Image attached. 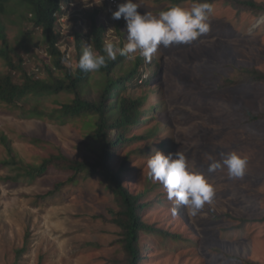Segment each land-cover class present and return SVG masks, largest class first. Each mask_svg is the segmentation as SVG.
Returning <instances> with one entry per match:
<instances>
[{"label": "rangeland", "instance_id": "rangeland-1", "mask_svg": "<svg viewBox=\"0 0 264 264\" xmlns=\"http://www.w3.org/2000/svg\"><path fill=\"white\" fill-rule=\"evenodd\" d=\"M253 1L264 6V0ZM135 2L142 14L153 15L170 5L167 0ZM70 3H64L61 16L62 40L70 50L65 63L74 66L72 40L77 32L88 40L85 12L93 6L80 0ZM191 3L184 1L181 6ZM112 13L100 8L106 39L123 47L126 21L112 19ZM28 16L17 0L7 2L0 13V49L7 44L17 50L30 75L45 77L46 68L39 60L46 54L45 40ZM208 18L210 31L192 43L160 46L151 63L137 54L114 70L115 75L127 72L141 58L140 66L149 72L147 82L133 80L128 86L130 94L146 97V113L131 129L139 140L119 149L112 159L129 190L146 194L149 204L143 219L161 230L143 235L141 264H264V82L249 81L243 69L264 72V10L218 0ZM8 71L0 55V74ZM227 79L234 82L227 84ZM97 94L93 84L83 96L97 99ZM73 96L62 92L16 106L0 101V134L11 140L23 166L60 152L68 158L94 161L101 147L90 136L89 118L61 124L29 115L32 105L38 103L41 110L50 112L58 107L55 102H67ZM250 114L261 118L251 119ZM152 126L157 132L140 139L150 135ZM153 148L166 155L181 149L189 167L213 184L212 202L192 216L184 206L170 201L163 185L148 176L146 164ZM232 150L248 158L242 179L229 178L226 171L208 172V155L219 159L221 152ZM7 158V148L0 141V161ZM17 172L0 165V264L124 263L122 230L110 213L118 210L117 199L100 174L51 165L35 179L21 176L17 182L5 181ZM59 182L63 185L55 188Z\"/></svg>", "mask_w": 264, "mask_h": 264}, {"label": "trees", "instance_id": "trees-1", "mask_svg": "<svg viewBox=\"0 0 264 264\" xmlns=\"http://www.w3.org/2000/svg\"><path fill=\"white\" fill-rule=\"evenodd\" d=\"M9 0H0V13L6 10ZM29 12L27 19L34 28L41 30L45 40L44 57L39 60L46 68L45 77H34L30 75L26 67L25 58L15 49H10L7 44L0 49V55L4 57L9 71L0 74V101L6 104L18 105L29 102L33 98L40 99L47 96L58 95L62 92L74 94L67 102L57 101L58 107L50 112L41 110L40 104L32 105L29 110L31 117L47 118L65 124L68 120L79 117L89 118L92 132L90 136L100 144V151L92 163L86 160L68 158L61 152L43 159L38 164H24L19 162L15 156L11 140L7 135L1 133L0 141L6 146L8 158L0 161L3 167L16 168V176H7L5 181L17 182L23 176L27 179H35L44 175L51 165L67 168L79 172H90L100 174L106 187L116 196L118 210H110L112 222L122 230L120 242L125 253L123 264H141L143 235L157 230L154 225L143 219V209L149 204L145 201L146 194H134L124 184L121 170L112 166V159L118 150L126 145L138 141L131 133L132 127L139 124L146 111L143 109L145 96H134L128 92L131 81L137 80L139 76L138 67L141 63L139 58L132 69L122 74L115 75V69L123 66L125 57L117 55L116 60L107 61V66L98 72H87L77 68V62L82 54V46L89 43L98 51L103 53V41L106 39L107 25L100 15L99 9L86 11L89 33L88 40H84L81 32L75 33L73 46L75 47L74 66L66 64L67 54L63 52L58 43L62 42L64 36L60 26V18L64 12V3L74 0H17ZM170 5H181V2L193 0H167ZM218 0H208L212 5ZM227 2L244 5L256 10H264V6L253 0H226ZM169 5V6H170ZM167 8V7H166ZM165 8V9H166ZM1 33V29H0ZM2 38L5 36L2 33ZM14 53V54H13ZM74 67V68H73ZM247 71V78L253 82H264V72L255 68H243ZM149 80V79H148ZM147 80V81H148ZM146 81V82H147ZM227 84H232V79H227ZM97 87V99H88L84 94L89 89ZM36 100V101H37ZM251 119H259L261 115L250 114ZM158 128L152 126L150 135H141L140 139L155 134ZM93 133V134H92ZM24 171V173H21ZM63 182L55 184L59 188ZM161 200V199H159Z\"/></svg>", "mask_w": 264, "mask_h": 264}, {"label": "clouds", "instance_id": "clouds-1", "mask_svg": "<svg viewBox=\"0 0 264 264\" xmlns=\"http://www.w3.org/2000/svg\"><path fill=\"white\" fill-rule=\"evenodd\" d=\"M74 2L76 0L71 1L70 6H73ZM139 8L140 5L135 0H124L117 4L112 19L119 20L123 17L126 21L127 42L120 47L111 39H105L104 54H99L91 44H84L77 68L98 72L107 66V61L116 60L117 55L134 60L138 54L146 63H151L153 54L160 46L167 48L173 44H190L210 31L208 14L212 11V4L208 0H193L190 7L170 5L156 15L150 12L142 14L138 11ZM69 51L68 49L63 52L69 57ZM138 71L137 80L142 84L147 81L149 72L140 65ZM152 153L146 164L148 176L163 185L170 201L175 200L177 205L184 206L192 216H195L205 203L212 202L215 194L213 184L203 173L189 167L187 157L181 149L166 155L163 151L153 148ZM219 156V159L207 156L210 161L209 173L226 171L227 176L232 179H242L245 176L248 164L246 155L232 150L221 152ZM172 212L176 214L175 207Z\"/></svg>", "mask_w": 264, "mask_h": 264}, {"label": "built area", "instance_id": "built-area-1", "mask_svg": "<svg viewBox=\"0 0 264 264\" xmlns=\"http://www.w3.org/2000/svg\"><path fill=\"white\" fill-rule=\"evenodd\" d=\"M76 1H78V0H76ZM80 1L88 2L90 6H93V9L95 8V9L100 10L101 7H107L110 12H114L115 10H117V4L123 2L124 0H80ZM100 4L101 5L103 4V6H100ZM61 20H63L62 17L60 18V24L62 22ZM61 26H62V24H61ZM64 32H65V30L62 26V33L64 34ZM64 41L65 40H63L62 42H64ZM58 46L60 47V49H62V51L68 50V47H66V44H64V43H58Z\"/></svg>", "mask_w": 264, "mask_h": 264}]
</instances>
